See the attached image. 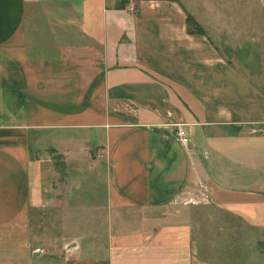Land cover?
<instances>
[{"label":"crops","instance_id":"obj_1","mask_svg":"<svg viewBox=\"0 0 264 264\" xmlns=\"http://www.w3.org/2000/svg\"><path fill=\"white\" fill-rule=\"evenodd\" d=\"M199 26L177 0H0V264H214L203 209L264 264V82Z\"/></svg>","mask_w":264,"mask_h":264},{"label":"rangeland","instance_id":"obj_2","mask_svg":"<svg viewBox=\"0 0 264 264\" xmlns=\"http://www.w3.org/2000/svg\"><path fill=\"white\" fill-rule=\"evenodd\" d=\"M177 1L192 16L189 22L197 20L223 56L249 74L259 69L257 79L264 82V0ZM86 179L85 174L64 178L76 183ZM196 217V248L214 264L240 263L260 247L259 233L225 211L197 210Z\"/></svg>","mask_w":264,"mask_h":264},{"label":"built area","instance_id":"obj_3","mask_svg":"<svg viewBox=\"0 0 264 264\" xmlns=\"http://www.w3.org/2000/svg\"><path fill=\"white\" fill-rule=\"evenodd\" d=\"M129 6H130V8H132L131 4H129ZM174 133L179 138V140L181 142H187L188 138H187L185 128H184L182 123L176 124L175 129H174Z\"/></svg>","mask_w":264,"mask_h":264},{"label":"trees","instance_id":"obj_4","mask_svg":"<svg viewBox=\"0 0 264 264\" xmlns=\"http://www.w3.org/2000/svg\"><path fill=\"white\" fill-rule=\"evenodd\" d=\"M124 2L126 1V0H123ZM192 18V16L189 14V13H187V21H188V23L190 24V25H192L193 27H195L196 29H198V30H201V27L199 26V24L196 22V21H193L192 22V20L189 22V20ZM193 19V18H192ZM192 22V23H191Z\"/></svg>","mask_w":264,"mask_h":264}]
</instances>
